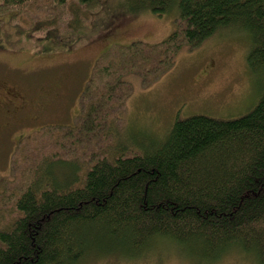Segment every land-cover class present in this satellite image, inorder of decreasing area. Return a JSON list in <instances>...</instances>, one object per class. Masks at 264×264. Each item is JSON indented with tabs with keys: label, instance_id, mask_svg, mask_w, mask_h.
<instances>
[{
	"label": "trees",
	"instance_id": "obj_1",
	"mask_svg": "<svg viewBox=\"0 0 264 264\" xmlns=\"http://www.w3.org/2000/svg\"><path fill=\"white\" fill-rule=\"evenodd\" d=\"M130 1L157 15L174 12L175 27L159 43L115 46L101 55L80 97L82 117L90 119L87 135L113 122L108 109L100 113L99 101L89 105L95 94L109 103L111 91L127 85L126 74L149 85L183 49L222 31L246 37V66L260 83L257 102L238 118H176L144 153L129 143L135 151L126 153L121 142L119 152L74 163L68 178L50 168L64 160L42 157L26 185L0 193V203L11 207L5 222L0 215V264H82L106 256L137 261L165 247L187 264H213L230 252L264 264V0ZM106 2L0 0V13L52 36L50 42L59 36L62 46ZM109 133L116 136L112 128Z\"/></svg>",
	"mask_w": 264,
	"mask_h": 264
},
{
	"label": "rangeland",
	"instance_id": "obj_2",
	"mask_svg": "<svg viewBox=\"0 0 264 264\" xmlns=\"http://www.w3.org/2000/svg\"><path fill=\"white\" fill-rule=\"evenodd\" d=\"M173 13L157 15L142 11L134 1L107 0L92 13L90 25L72 30L62 46L59 36L50 42L52 36L44 38L45 33L29 31L0 13V110L8 101L12 106L0 111V193L26 185L42 157L64 160L49 166L59 177H70L74 163L81 167L89 158L114 153L112 148L119 152L121 142L144 153L162 140L176 118L203 114L232 119L251 111L260 83L246 66V37L236 30L222 31L194 50L183 49L172 68L149 85L126 74L127 85L113 89L109 103L95 94L89 105L99 101L100 113L108 109L113 122H105L104 131L91 128L87 135L90 119L82 117L80 97L97 60L115 46L161 42L175 27ZM26 21L32 23L21 22ZM111 128L116 136L109 133ZM127 145L126 153L135 151ZM9 204L0 203L2 223L9 218ZM160 250L137 261L106 256L82 264H187L173 248ZM213 264L249 263L230 252Z\"/></svg>",
	"mask_w": 264,
	"mask_h": 264
},
{
	"label": "flooded vegetation",
	"instance_id": "obj_3",
	"mask_svg": "<svg viewBox=\"0 0 264 264\" xmlns=\"http://www.w3.org/2000/svg\"><path fill=\"white\" fill-rule=\"evenodd\" d=\"M11 106V102H6V104L4 105V109H1L0 111H4V110H7V109H10ZM7 112V111H6Z\"/></svg>",
	"mask_w": 264,
	"mask_h": 264
}]
</instances>
